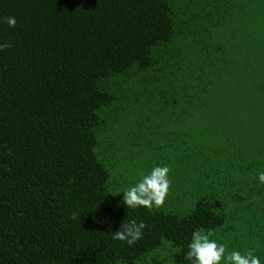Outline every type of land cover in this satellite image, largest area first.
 I'll return each instance as SVG.
<instances>
[{
	"label": "trees",
	"instance_id": "obj_1",
	"mask_svg": "<svg viewBox=\"0 0 264 264\" xmlns=\"http://www.w3.org/2000/svg\"><path fill=\"white\" fill-rule=\"evenodd\" d=\"M7 16L0 264H188L196 229L264 264V0H0ZM154 165L164 204L127 209ZM129 219L132 246L111 238Z\"/></svg>",
	"mask_w": 264,
	"mask_h": 264
},
{
	"label": "clouds",
	"instance_id": "obj_2",
	"mask_svg": "<svg viewBox=\"0 0 264 264\" xmlns=\"http://www.w3.org/2000/svg\"><path fill=\"white\" fill-rule=\"evenodd\" d=\"M0 22L6 23L10 28H15L16 18L7 16ZM10 42L0 41V52L11 48ZM170 168L167 165H154L150 171L140 176L131 186L122 190V203L127 209L143 207L152 209L162 206L169 194ZM258 184L264 185V171L256 173ZM77 213L72 212L73 219ZM147 225L143 221L129 219L121 224L119 230L111 231V238L116 241L124 242L132 246L139 241ZM212 232H205L200 229L193 230L187 250L183 254V260L188 264H261L258 256L254 255L252 249H247L243 253L240 251H226L223 243H218L212 239Z\"/></svg>",
	"mask_w": 264,
	"mask_h": 264
}]
</instances>
